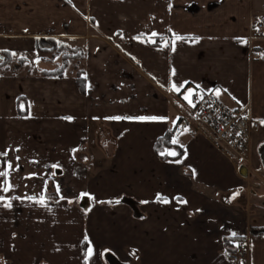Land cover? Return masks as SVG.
Listing matches in <instances>:
<instances>
[{
  "label": "crops",
  "instance_id": "obj_1",
  "mask_svg": "<svg viewBox=\"0 0 264 264\" xmlns=\"http://www.w3.org/2000/svg\"><path fill=\"white\" fill-rule=\"evenodd\" d=\"M260 20L264 0H0V52L28 58L0 72V153L7 152L0 170L13 186L0 190V205L11 204L0 206V264H85L89 243L88 264H231L224 241L235 246L238 238L248 242L242 264H264V206H242L234 195L264 170L252 162L242 178L199 135H174L184 149L180 160L154 153L187 112L188 90L213 93L230 108L249 104L260 123L255 150L264 121V40L251 29ZM153 32L157 46L147 42ZM174 34L185 39L173 50ZM42 38L83 52L85 95L70 76L41 75L50 70L35 64L44 60ZM250 47L262 57L250 60ZM173 83L183 85L179 93ZM115 116L133 119H108ZM85 121L114 141L109 157L100 149L99 166L86 155ZM76 157L89 171L83 180L70 173ZM53 164L65 179L59 194L45 170ZM81 193L95 198L90 211L80 209ZM41 195L46 206L27 199Z\"/></svg>",
  "mask_w": 264,
  "mask_h": 264
},
{
  "label": "built area",
  "instance_id": "obj_2",
  "mask_svg": "<svg viewBox=\"0 0 264 264\" xmlns=\"http://www.w3.org/2000/svg\"><path fill=\"white\" fill-rule=\"evenodd\" d=\"M253 34L255 36H253ZM251 36L264 40V21L260 20L251 29ZM250 36V41L252 40ZM262 57L260 50L250 47V60ZM195 107L188 106L187 112L180 116L174 126V135L186 133L191 137H203L213 148L218 150L238 170L244 167L252 172V140L259 131L260 123L251 115L249 104L230 108L213 93H193L191 97ZM187 129V131H185ZM48 180L58 183L57 175H52L51 166H45ZM72 176L80 179L81 169L75 167ZM256 185H252V188ZM248 252L247 239H241L234 247L226 250L231 264H242Z\"/></svg>",
  "mask_w": 264,
  "mask_h": 264
},
{
  "label": "trees",
  "instance_id": "obj_3",
  "mask_svg": "<svg viewBox=\"0 0 264 264\" xmlns=\"http://www.w3.org/2000/svg\"><path fill=\"white\" fill-rule=\"evenodd\" d=\"M152 40H155V43H150L153 46L159 45L161 42L160 38H150ZM52 48L50 50H44L41 49L38 46V52L40 54H49L50 60L59 57L60 63L56 65L53 69L42 71L41 75L43 77H49V78H64L67 76H70L74 79L75 84L80 92V94L85 95L86 94V77H85V69L82 64V61L85 57L82 51H80L78 48H73L71 45H69L67 42H63L56 39H50L48 40ZM12 52H0V57H2V60H0V70L1 71H11L13 68H22L26 65L28 62V58L25 56H18V55H11ZM46 60V58H43ZM28 73H30L28 71ZM24 101L23 98L19 101ZM18 114L20 116L26 115V110L18 111ZM174 137V133L169 132L166 133L164 136L160 137L154 145V153L158 156V158L162 161H177L180 160L184 155V149L180 145L171 143V140ZM97 142L100 149L104 151V155L106 157H109L111 155V149H113L114 141L112 140L109 132L107 130H100V132L97 134ZM169 151H174L177 153V155H161L160 153L164 152L167 153ZM52 189H55L52 187ZM55 192V190H54ZM53 194L51 195V197ZM54 197V196H53ZM238 242L241 240V238L237 239ZM225 244L227 249H231L234 245L232 240L225 239ZM237 242V243H238ZM83 250L86 248V244L82 245Z\"/></svg>",
  "mask_w": 264,
  "mask_h": 264
},
{
  "label": "rangeland",
  "instance_id": "obj_4",
  "mask_svg": "<svg viewBox=\"0 0 264 264\" xmlns=\"http://www.w3.org/2000/svg\"><path fill=\"white\" fill-rule=\"evenodd\" d=\"M70 45H72V44H70ZM36 57H39V54L36 53L33 56V58H31V61L33 62L34 58H36ZM43 58H46V60L35 62L37 67H43V68L45 67V69H53L56 65H58L60 63L59 57L50 60L51 58H50L49 54H44ZM0 72H1V70H0ZM88 123H89L88 121L84 122V130H85V133L87 134V135L85 134L87 137L84 138V143H86V148H85L86 149V155L91 157L90 161L93 165L99 166L100 164H102V162L104 163V159H103L104 156L100 150V147L97 145L98 144L97 136L95 134H93V132L91 130V124L92 123H90V124H88ZM263 130H264V123L263 124L261 123L260 133L257 134L255 141H254L255 150H253V158H252V162L254 163L255 167H259L261 170H264V168H263V166L259 160L257 150H258V147L260 145V144H258L261 140L260 138L263 136V133H262ZM90 136L92 139L90 138ZM100 154H102V155H100ZM75 167L81 169V173H83L82 178L76 179L72 176V172H73V169ZM51 169L53 170L54 168L51 167ZM70 173H71V176L76 180H83L89 176V171H88L87 166L85 167L84 163H81V160H79L78 158H77L76 166L74 165L72 167ZM56 182H58V183L50 182V185H52V184L55 185V189H54L55 191H56L57 186L59 187V190L64 188L65 179L63 178V175H59ZM252 185H256L255 187L260 186V188H258V189L252 188ZM240 187H241L240 191H236L234 193V195L236 196L235 200H237V199L240 200L239 202H240V205H242V206L246 205V203L249 206H254L255 204L253 203V201H251V198L249 196V194H250L249 191H251L253 189L258 195H260L264 198V174L262 173L259 177L251 175L248 182L242 181V185ZM239 197H243V198L241 199ZM259 206H261V205H259ZM132 264H134V263H132Z\"/></svg>",
  "mask_w": 264,
  "mask_h": 264
},
{
  "label": "snow or ice",
  "instance_id": "obj_5",
  "mask_svg": "<svg viewBox=\"0 0 264 264\" xmlns=\"http://www.w3.org/2000/svg\"><path fill=\"white\" fill-rule=\"evenodd\" d=\"M158 34L157 33H155V32H153L152 34H151V36L152 37H156ZM183 39H185L184 37H182V36H179V35H175L174 34V38H173V40L171 41V43H172V45H173V50L175 49V42L176 41H179V40H183ZM198 39V38H197ZM147 42H149V43H155V40H152V39H149ZM167 44H168V42L167 41H165V43H164V46H167ZM3 51H7V50H3ZM11 55H13V56H15L16 55V53H11ZM0 60H2V57H0ZM175 73H174V71H173V75H174ZM183 87V85L181 84V85H177V84H175V83H173L172 85H171V89L170 90H172V91H175V92H177V93H179L180 92V89ZM217 95H219V91H217ZM193 96V92L191 91V90H188V92L186 93V94H184L183 95V99L185 100V101H187L188 103H189V105L190 106H192V107H195V104L193 103V101H192V99H191V97ZM21 107V109L23 110V105H21L20 106ZM30 107V106H29ZM133 119V118H131V117H120V116H115V117H110V118H108V119H114V120H120V119ZM68 119H71L70 117L68 118ZM137 119H139V120H141V121H144V120H155V119H157L156 117H139V118H137ZM261 123H264V121H261ZM173 126H175V121H173ZM185 131H187V129H185ZM178 141L176 140V139H172L171 140V143H173V144H176ZM161 155H165V154H167V155H172V156H175V155H177V153L176 152H174V151H169V152H167V153H164V152H162V153H160ZM0 155H2V156H7V152H4V153H0ZM18 159V158H17ZM51 167L52 168H57L58 167V165L57 164H53V165H51ZM7 168L9 169V170H14L13 169V166H12V164L11 163H8L7 164ZM52 175L54 176L55 175V173L53 172L52 173ZM9 176V171H7V170H0V177H3L4 179H3V181H2V183H0V190H2L3 192H8L13 186L8 182V180H7V177ZM57 194H59V187L57 186ZM80 196L81 197H84V196H88L90 199H95L94 197H92L90 194H88V193H81L80 194ZM61 199H64V197H60ZM27 199H29V200H36V202L37 203H39V204H41L42 206H46V203H45V196L44 195H41L40 197H39V199H36V197H33V196H29V197H27ZM5 200V198L3 197V196H0V201H4ZM156 200L157 201H159V202H162V203H165V204H167V203H169V201H168V199L167 198H164V197H162V196H160V194H157V197H156ZM72 201H69V203H71ZM98 203H105V201H97ZM108 203H112L113 201H107ZM114 203H116V204H119L120 203V200L119 199H117V200H115L114 201ZM142 203H147V201H142ZM0 206H3V207H11V204L10 203H8V202H5V203H3L2 205H0ZM88 211H90V209L88 210ZM233 235H235V233H233ZM85 241H87V236H85ZM107 251V250H106ZM131 254H135V250H133V252L131 253ZM93 256V248H92V246H91V244L89 243L88 244V247H87V251H86V254H85V264H88V261L91 259V257Z\"/></svg>",
  "mask_w": 264,
  "mask_h": 264
},
{
  "label": "water",
  "instance_id": "obj_6",
  "mask_svg": "<svg viewBox=\"0 0 264 264\" xmlns=\"http://www.w3.org/2000/svg\"><path fill=\"white\" fill-rule=\"evenodd\" d=\"M39 47L41 49H44V50H50L52 48L50 43L48 42V40L43 39V38L39 40ZM258 154L260 155V158L262 160V164L264 165V144L262 146H260ZM238 171H239V174L242 178H247L246 168L240 167L238 169ZM54 173H55V175L59 176V175H61V170L58 168H55ZM125 203L132 209V211L134 212V214L136 216H139L138 209L136 207V204L133 201L126 200ZM90 205H91L90 204V198L88 196H84V197L80 198L79 207L82 211H84V212L88 211V209L90 208ZM114 264H120V263L116 262Z\"/></svg>",
  "mask_w": 264,
  "mask_h": 264
},
{
  "label": "flooded vegetation",
  "instance_id": "obj_7",
  "mask_svg": "<svg viewBox=\"0 0 264 264\" xmlns=\"http://www.w3.org/2000/svg\"><path fill=\"white\" fill-rule=\"evenodd\" d=\"M49 42V41H48ZM52 47V46H51ZM257 148V147H256ZM259 148H260V146L258 147V150H257V154H258V151H259ZM258 157H259V160H260V162H261V164H262V160H261V158H260V155L258 154ZM263 165V164H262ZM55 171V168L53 169V172ZM249 176V174L247 173V177ZM250 192V194H249V196H250V198H251V201H253V203L255 204V205H261V206H264V198L262 197V196H260V195H258L253 189L251 190V191H249ZM241 199L243 198V197H240Z\"/></svg>",
  "mask_w": 264,
  "mask_h": 264
}]
</instances>
